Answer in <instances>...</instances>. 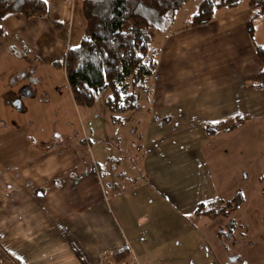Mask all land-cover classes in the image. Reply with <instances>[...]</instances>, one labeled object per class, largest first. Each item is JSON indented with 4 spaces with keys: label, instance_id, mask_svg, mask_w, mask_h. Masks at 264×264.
I'll return each instance as SVG.
<instances>
[{
    "label": "rangeland",
    "instance_id": "374dc122",
    "mask_svg": "<svg viewBox=\"0 0 264 264\" xmlns=\"http://www.w3.org/2000/svg\"><path fill=\"white\" fill-rule=\"evenodd\" d=\"M199 1L190 0L178 10L173 25L181 27ZM219 13L215 10V20ZM34 20L26 21L27 26ZM252 28V43L264 47V15L253 20ZM23 30L10 31L0 21V172L10 167L7 159L22 154L21 144L28 155L34 151L43 156L62 147L59 144L70 143L84 168L93 160L110 169L119 158L120 170L113 177L116 186L106 189L114 219L123 231L131 232L130 247L138 263L264 264V94L240 93L239 78L234 101L225 102L221 111L215 112L205 101H220L222 94L212 99L202 95L181 102L183 110L170 108L169 123H149V93H145L133 110L118 115L120 123H113L104 104L106 92L91 107L76 106L63 69L53 64L60 59L57 51L47 52V44L36 42L33 33V38L24 37ZM160 39L154 35V43ZM77 44L69 40L68 46ZM215 48L218 45L198 49L195 59H225L222 49ZM241 50L239 45L237 55ZM237 55L232 61L252 57L260 65L254 46L251 51L247 45V51ZM213 115H240L244 122L198 140L191 132L201 130V123ZM237 193L243 202L229 217L240 227L221 239L216 231L229 217L208 219L194 215L193 209L198 203L205 208L218 206L210 201L213 194L226 202ZM128 252L129 259L133 253L129 248ZM128 259L117 262L112 256L110 264Z\"/></svg>",
    "mask_w": 264,
    "mask_h": 264
},
{
    "label": "crops",
    "instance_id": "0c3cea01",
    "mask_svg": "<svg viewBox=\"0 0 264 264\" xmlns=\"http://www.w3.org/2000/svg\"><path fill=\"white\" fill-rule=\"evenodd\" d=\"M81 2L47 0L48 16L45 18L26 19L20 14H7L0 21L10 31L23 27L24 37L29 38L31 34L33 38V33L36 42L47 44V52L57 51L61 59L69 47V40L79 41L84 26ZM217 11L220 13L216 20L213 14L208 23L190 29H180V25L174 24L165 34L158 35L161 39L155 41L157 67L148 95L149 123L164 120L169 123L167 114L170 108L183 110L182 105L179 106L181 102L202 95L212 99L215 94H222L220 101H205L215 112L221 111L225 102L234 101L239 78L240 93L264 94V89L250 87L247 80L261 69L260 65L252 57L247 60L246 57L240 59V56L232 61L239 45L243 50L237 56L247 51V45L251 51L255 46L246 31L249 19L246 4L242 2L234 10L220 8ZM33 20L34 25L27 26L26 21ZM211 33L215 43H212ZM237 43H240L237 48L231 47ZM213 44L218 45L215 50L222 49L225 59H195L198 49H212ZM176 64L182 65L169 67ZM160 113L164 115L160 116ZM237 116L240 115L234 117ZM226 119L231 118L213 115L201 123V130L197 128L198 132L191 133L198 140L203 139V135H219L224 131L207 135L204 126ZM59 145L62 147L40 156L34 151L28 155V148L21 144L22 154L16 156V153L7 159L10 167L6 166V171L1 169L4 173L0 172V264H110L114 262L111 261L113 254L126 248L136 257L130 247L131 232L123 231L114 219L106 189L107 186H116L113 177L118 175L114 172L120 170V159L110 169L107 164L103 168L93 160L84 168L70 143ZM137 151L141 152V148ZM144 176L149 178L147 173ZM116 189L112 192H117ZM210 198L211 203L223 202L219 195L213 194ZM236 222L237 230L240 223Z\"/></svg>",
    "mask_w": 264,
    "mask_h": 264
},
{
    "label": "trees",
    "instance_id": "16d2710c",
    "mask_svg": "<svg viewBox=\"0 0 264 264\" xmlns=\"http://www.w3.org/2000/svg\"><path fill=\"white\" fill-rule=\"evenodd\" d=\"M190 0H82L80 10L84 26L78 41L68 47L61 59L53 62L63 69L74 104L91 107L101 92H106L104 104L113 123H120L118 115L133 110L142 94L149 93L157 67L158 49L154 35L169 31L174 14ZM245 2L249 12L247 33L253 35V20L264 15V0H200L195 11L181 25L190 29L212 18L215 10L234 9ZM7 14H20L24 18H45L47 5L43 0H0V20ZM55 27L59 24L53 22ZM254 54L261 69L247 80L250 87L264 89V47L254 46ZM244 121L237 116L225 121L207 123L204 131L212 135L230 131ZM237 193L218 206L205 208L198 203L194 215L208 219L229 217L242 203ZM235 219L217 230L219 237L227 239L237 227ZM227 235V236H226ZM128 249L113 255L117 262L128 259Z\"/></svg>",
    "mask_w": 264,
    "mask_h": 264
},
{
    "label": "built area",
    "instance_id": "2783aa9c",
    "mask_svg": "<svg viewBox=\"0 0 264 264\" xmlns=\"http://www.w3.org/2000/svg\"><path fill=\"white\" fill-rule=\"evenodd\" d=\"M127 261L128 263H123V264H139L137 258L134 255H132V257L129 258Z\"/></svg>",
    "mask_w": 264,
    "mask_h": 264
},
{
    "label": "snow or ice",
    "instance_id": "6c2138e0",
    "mask_svg": "<svg viewBox=\"0 0 264 264\" xmlns=\"http://www.w3.org/2000/svg\"><path fill=\"white\" fill-rule=\"evenodd\" d=\"M47 2V0H45V3Z\"/></svg>",
    "mask_w": 264,
    "mask_h": 264
}]
</instances>
